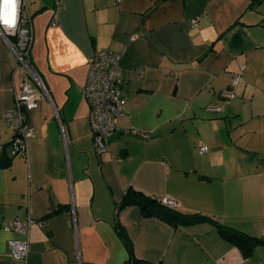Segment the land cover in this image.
<instances>
[{"label": "crops", "instance_id": "crops-1", "mask_svg": "<svg viewBox=\"0 0 264 264\" xmlns=\"http://www.w3.org/2000/svg\"><path fill=\"white\" fill-rule=\"evenodd\" d=\"M24 5L29 62L49 99L36 88L24 112L27 157L11 156L3 115L23 73L0 35V264H124L116 222L139 264H264V245L245 254L209 222L171 227L136 207L115 215L131 187L264 239V0ZM101 49L121 55L126 100L97 155L82 89ZM28 218L27 234L4 230ZM10 241L28 242L25 261L12 258Z\"/></svg>", "mask_w": 264, "mask_h": 264}, {"label": "built area", "instance_id": "built-area-1", "mask_svg": "<svg viewBox=\"0 0 264 264\" xmlns=\"http://www.w3.org/2000/svg\"><path fill=\"white\" fill-rule=\"evenodd\" d=\"M118 3L119 0H114ZM60 2L55 4L56 8ZM15 23L11 26L4 24L5 6L0 0V35L7 42L12 51L16 69L23 74L19 78V91L15 96L13 107L6 111L3 119L8 127L12 129V137L9 143L10 155H21L27 157V139L32 136L31 131L25 127L24 112L34 107L37 101L36 88L43 92L48 98L44 86L39 81L33 67L29 62V50L31 47V34L28 29L21 28L22 23H28L29 17L25 13L24 0L16 2ZM194 23H192L193 25ZM12 39V41H8ZM121 55L109 49H101L93 53L87 61V74L82 89V96L89 109V124L91 129V141L94 152L99 155L106 151V146L116 129V122L125 115V97L121 93L122 80L120 77L119 61ZM137 78L138 74L135 75ZM238 75H234L232 84L236 85ZM34 83L35 85L33 86ZM221 97L231 99L232 95L222 92ZM49 99V98H48ZM210 112H216L215 108H208ZM207 152L203 146L198 150L199 155ZM167 207L176 208V204L168 198L161 199ZM36 223L31 218L25 221H12L6 231H16L27 234L28 228ZM8 249L12 258L16 261H25L28 255V242L10 241Z\"/></svg>", "mask_w": 264, "mask_h": 264}, {"label": "trees", "instance_id": "trees-1", "mask_svg": "<svg viewBox=\"0 0 264 264\" xmlns=\"http://www.w3.org/2000/svg\"><path fill=\"white\" fill-rule=\"evenodd\" d=\"M8 160L1 158V164H7ZM127 207H136L144 218H155L171 227H186L200 222H209L226 241L241 249L245 254L257 244L264 245V239H253L237 231L229 229L209 217L200 214H183L176 208H169L161 200H157L142 194L129 187L125 190L121 199L115 204V215ZM52 213L49 216H53ZM115 216V217H116ZM117 235L127 251V261L124 264H139L140 261L134 257L131 244L121 226L116 222Z\"/></svg>", "mask_w": 264, "mask_h": 264}, {"label": "clouds", "instance_id": "clouds-1", "mask_svg": "<svg viewBox=\"0 0 264 264\" xmlns=\"http://www.w3.org/2000/svg\"><path fill=\"white\" fill-rule=\"evenodd\" d=\"M16 2L17 0H3V4L5 6V14L3 18V23L11 26V23H15V15H16Z\"/></svg>", "mask_w": 264, "mask_h": 264}, {"label": "water", "instance_id": "water-1", "mask_svg": "<svg viewBox=\"0 0 264 264\" xmlns=\"http://www.w3.org/2000/svg\"><path fill=\"white\" fill-rule=\"evenodd\" d=\"M12 137V136H11ZM10 141H11V139H10ZM10 141H9V143H10Z\"/></svg>", "mask_w": 264, "mask_h": 264}]
</instances>
